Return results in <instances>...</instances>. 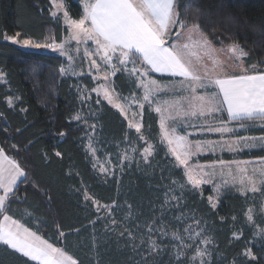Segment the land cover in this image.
I'll return each mask as SVG.
<instances>
[{
	"label": "trees",
	"instance_id": "16d2710c",
	"mask_svg": "<svg viewBox=\"0 0 264 264\" xmlns=\"http://www.w3.org/2000/svg\"><path fill=\"white\" fill-rule=\"evenodd\" d=\"M65 2L73 17L81 15L78 0ZM177 5L183 28L198 24L200 32L217 46L238 43L248 54L246 66L264 71V0H177ZM51 10L50 0H0V72L5 74L4 81L0 80V148L26 172L0 211V219L11 216L63 248L78 264H188L187 257L194 255L196 246L211 253L204 257L209 264H264V239L256 235V227L264 225L258 212L260 202L226 190L213 209L208 186L195 191L186 186L181 192L180 185L186 184L184 172L159 140L158 115L148 107L142 111L141 131L154 151L144 160L139 154L145 146L138 139L141 134L128 126L117 109L92 98L90 122L95 125L96 153L101 159L109 156L113 163L109 176L96 172L84 148L88 130L72 119L81 109L75 85L81 80L91 87L90 77H65L60 54L24 48L5 39L19 32L21 40L61 41L67 30ZM114 81L121 93L130 92L123 74L118 73ZM8 97L14 100L11 107ZM249 133L263 135L264 127ZM125 152L131 159H121ZM239 157L264 159V147L244 150ZM223 158L232 156L223 154ZM215 159L213 155L198 157L200 162ZM85 189L100 205H111V212L106 208L97 212L92 200L85 201ZM250 205L256 208L255 224L245 215ZM58 226L64 236L59 235ZM189 226L196 232L203 229L202 236L189 240L183 231ZM173 232L193 245L179 262L176 246L180 241L172 238ZM205 238L210 243H202ZM152 241L159 246L155 250ZM248 249L256 260L244 254ZM0 264L36 262L0 243Z\"/></svg>",
	"mask_w": 264,
	"mask_h": 264
},
{
	"label": "snow or ice",
	"instance_id": "6c2138e0",
	"mask_svg": "<svg viewBox=\"0 0 264 264\" xmlns=\"http://www.w3.org/2000/svg\"><path fill=\"white\" fill-rule=\"evenodd\" d=\"M52 5L51 15L53 18L59 19L58 14L63 15V22L68 33L63 42L57 43L52 38H49L51 39L50 43H38L31 39L21 40L19 39L21 35L19 32L14 36H5V39L26 48L43 47L59 51L68 56L69 61L74 60L67 48L71 42L75 41L77 46L81 43L92 42L95 49L93 51L86 49L85 55L90 60L89 71L95 73L92 79L98 84L91 91L102 95L110 105L118 109L126 118L128 110L133 105L142 110L144 104L151 105L155 95L161 91L158 82L150 78V71L181 77L180 86L186 87L189 95L180 101H174L172 104H169L168 101L162 102V105L158 103L154 109L161 114L162 142L167 144L168 151L175 158L177 166H183L184 169L186 184L180 185L181 192L186 186H190L193 191L201 190L203 185L211 184L217 174L222 179L227 176L230 179H223V184L214 186L215 196L208 197L209 204L215 209L225 185L231 184L243 194L257 193L264 189V159L232 163L221 160L211 165H193L190 163L194 155L205 148L215 150L217 144L222 148L226 147L229 151H235L240 145L245 148H254L258 142L264 147V136L259 138L238 136L236 139L222 142L209 141L204 144L201 142L193 144L186 136L176 134L174 128H168L166 120L171 117L164 115L166 112L175 111L177 116L183 115L185 118H207L217 113L226 112L228 120L237 122L241 129L250 126L245 124L246 121L251 122L256 119L264 121V71H258L255 66L245 68L240 64L248 55L241 45L232 43L226 49L220 50L226 51L228 60L237 62L239 71L242 73L229 75L228 69L231 65L216 55V49L211 47L207 37L202 36L201 39L193 41L192 44L198 45L204 51V55L210 64L204 63L201 58L197 57L198 63L194 65L191 59L193 53L190 52L192 45L189 43L182 45L169 43L166 45L170 28L175 25H179L180 28L185 26V22L179 19L177 0H82V13L79 19L70 15L65 0H52ZM191 27L197 32L200 31L198 24H193ZM177 36H179V32ZM189 40H191V33ZM76 51H79V48ZM93 56L96 58L93 59ZM137 62H139V67H137ZM70 70H72L71 63L67 68L62 67L60 69L62 73ZM232 70L235 72V69ZM118 72H126L130 78H134V82L143 89L142 98L136 97L133 93L129 100L128 97H121L116 92L112 77H115ZM73 74L76 73L73 72ZM4 75L3 72H0V80L4 78ZM200 90H204V94H200ZM7 103L11 107L14 103L13 98L8 97ZM96 103L99 104L100 100L98 99ZM136 115L137 113H132L133 118ZM72 119L79 121L82 117L76 115ZM88 127L93 131L95 130V125H88ZM129 127L135 128L137 133H141L142 125L140 122L133 123L132 120H129ZM203 127L209 132H218L222 136L234 131L227 126L225 121H220L218 125L205 124ZM60 135L66 134L61 132ZM138 139L144 140L145 138L140 135ZM145 142L147 143V141ZM88 148L93 154L95 153L96 149L92 147L91 136L89 137ZM153 151V146L148 144L143 149V158L147 160ZM55 155L60 156L61 153L56 152ZM121 159H131V157L125 152ZM249 164H259L262 167L249 169ZM93 167L95 168L96 164H93ZM217 168L220 170L219 173L216 172ZM226 169L227 171H225ZM100 170L102 172L108 171L103 166ZM25 176L26 172L20 164L7 157L4 149L0 148V192H2L0 194V211L6 208L9 197L15 195L14 190L19 179ZM84 199L85 201L92 200L96 204L97 212H100L101 208H106L109 212L112 210L111 205H100L99 202L93 200L86 189ZM171 199L179 200L175 196ZM254 211L253 207H249L245 213L247 221L252 224H255ZM260 215L264 216V203L261 204ZM112 223L115 224V220ZM196 226L199 227V221H196ZM57 230L60 236H64V233L59 231V226ZM160 230L164 235H167L163 228ZM183 231L187 238L193 241L203 234V229L196 232L191 226L185 227ZM123 234V232L120 233L121 236ZM128 235L130 238L132 237L131 231H128ZM233 235L237 236L236 233ZM256 235L264 239V227L260 228ZM172 238L180 241V244L176 246L178 247L177 261L179 262L180 256H186L187 249L192 248L193 245L184 243V237L178 232H173ZM201 242L208 244L210 240L205 238ZM0 243L15 250V252L21 253L36 264H78L77 260L68 255L63 248L55 247L36 232L24 227L19 221L6 214L0 219ZM158 247L156 242L152 241L151 248L155 250ZM244 254L251 257L252 260H256L250 249L246 250ZM205 256L210 257L211 253L206 248L200 249L199 246H196L194 255L187 257L188 264H209V261H205ZM257 264H259L258 261Z\"/></svg>",
	"mask_w": 264,
	"mask_h": 264
},
{
	"label": "rangeland",
	"instance_id": "374dc122",
	"mask_svg": "<svg viewBox=\"0 0 264 264\" xmlns=\"http://www.w3.org/2000/svg\"><path fill=\"white\" fill-rule=\"evenodd\" d=\"M50 1H51L52 10H53L52 0H50ZM78 1H79L80 5L82 7V0H78ZM52 10H51V12H52ZM81 13H82V11H81ZM58 15H59V19H56V18H54V19L56 21H59L63 26H65L64 22H63V15L62 14H58ZM80 16L77 17V18L73 17V16L72 17L75 18V19H79ZM178 32H179V36H177ZM190 33H191V40H189V34ZM67 35H68V33H66L64 38L61 41L57 42V43L63 42L65 40V38L67 37ZM202 36L206 37L202 32H200V31L197 32V31L193 30L191 26L187 27V28H180L179 25H175V26H172L170 28V34H169L168 39H166V41L168 43H176V44H181V45L185 44V43H189L190 45H192V47L190 48V52L193 53V55L191 56L193 64L196 65L198 63L197 57L201 58V60L204 63L210 64V61L204 55V51L198 45H193L192 44L193 41H197V40L201 39ZM207 40L210 42L211 47L216 49V55L221 60L226 61V63L228 65H231V67L228 69V72L231 73V71H233L232 69H235V71L239 70V66L237 65V62L234 61V60H228L226 51L225 52L220 51L221 49H226V47L228 45H219V46H217L212 41H210L208 38H207ZM24 48H26V47H24ZM32 48H34V47H32ZM67 48H68L69 54L74 57L73 61H69L68 56L61 54L59 51H53L52 49H49V48H43V50L51 52V53L60 54L65 60V63L62 66L64 68H67L70 63L72 64V70L67 71V72H63V73L61 72L65 77H73V78H80V77H84V76H89L90 77V80L92 82L91 87H88L87 85L83 84L81 80L78 81L76 83V85H75L76 91H77L78 97H79V103L81 104V109L74 116L80 115L82 117V119L79 120V121H77L75 119H73V120L75 122H79V124L84 125L85 128L88 130V134H87V137H86V142H85V147L84 148H85V150L88 151V153H89V155L91 157L92 166H93V164H96V167L95 168L93 167L96 170V172H98L102 177H106V176H109L111 174V172L113 171V163L109 160V156H106V158L101 159V158H99L97 156L96 151L93 154V152H91L89 150V148H88L89 137L91 136L92 147L96 149V145L94 144V140H93L94 131L91 128L88 127V125H93L90 122V116L92 115V111H93L92 108H91V106H92V98L94 97L95 99H101V100L105 101L106 103H108L107 100H105L102 95H98L96 92H92L91 91V89L97 87L98 82L92 79V77H93V75L95 73L89 71L90 60L85 55V50L87 49L89 51H93L95 49V45L92 42H88L87 44L81 43L79 46H77L76 42L73 41L67 46ZM77 48H79V51H76ZM34 49H39V48H34ZM92 58L95 59L96 57L93 56ZM97 62L100 63L99 60H97ZM240 64H242L243 67L247 68L246 64L244 63V59L240 62ZM139 66H140L139 62H137V67H139ZM129 67H131V65H129ZM248 68H251V67H248ZM73 72H75L76 74L74 75ZM152 73L153 74H157V75L167 76L169 79H167V80H159ZM120 74H123L126 77L127 81L129 82L130 92L127 93V94L121 93L116 88V84H115V81H114V87H115L116 92L119 93L121 97H128L129 100L131 99V96H132L133 93L135 94L136 97L142 98L143 89L141 87H139L137 83L134 82V78H130L126 72L120 73ZM149 75H150L151 79H154V80H156L158 82V84L161 86V91L159 92V94L155 95L154 102L151 105L148 104V103H145L144 107H148L150 110H152L153 112H155L158 115L159 128H160L161 114L157 113L154 110L156 104L159 103V104L162 105V102H164V101H168L169 104H172L174 101H180L184 97H187L189 95V92L187 91L186 87L182 88L180 86V82H181L182 78L179 77V76H172L169 73L161 74V73H156V72H151V71H150ZM112 79L114 80V77H112ZM1 81H4V78ZM100 83H102V81H100ZM200 94H204V90H200ZM85 97H87V99H85ZM120 102L124 103L125 101H120ZM110 106L114 107L113 105H110ZM185 107H186V105H185ZM143 109L141 110L139 107L133 105L127 112V118L125 117L124 114H121V115L126 120L128 126H129V120H132L133 123H135V122H140L141 123ZM133 112L137 113V115L134 118L132 116ZM164 115L166 117H168V116L171 117V118L166 120L167 127L170 128V129L174 128L176 130V134H178L180 136H186L187 139L190 142H192L193 144H195L196 142H201L202 144H204V143L209 142V141H220V142H222L224 140L236 139L238 136L239 137L248 136V137H257V138H259L261 136H264V135H254V134H250L249 133V131L251 129L264 127V121L251 122V123H248V124L245 123L246 125H250V126L246 127L245 129H241L238 126V123L230 124L227 121H225V119L223 118V114L222 113H217L214 116H210V117H207V118H204V117H201V118L187 117V118H185L183 115L177 116L175 111L166 112ZM220 121L227 122V126L229 128L234 129V131L232 133H225L222 136L218 132H209L203 127L205 124H217L218 125ZM132 129L135 130V128H132ZM141 130H142V128H141ZM140 134L143 135L142 131H141ZM143 137L145 138L144 135H143ZM159 140L162 142L161 128L159 129ZM143 141L144 142L147 141L146 138ZM162 143L166 147V150H167L168 154L175 161V158L168 151L167 144L164 143V142H162ZM148 144H151V143L149 141H147V143L145 142V146L144 147H147ZM256 147H261L259 142L257 143ZM256 147H254V148H256ZM143 149H142L141 152H139V154H140V156L142 158L144 156ZM250 149H252V148H245L243 145H240L235 151H229L226 147L222 148L219 144H217L215 146V150H211V148H205L204 150H202L199 153H197L196 155H194L192 157L190 163L193 164V165H195V164L211 165V164L219 162L221 160L226 162V163L243 162V161H259V160H261V159H241L239 157V154L242 153V151L250 150ZM193 151H195V149H193ZM223 154H230L232 156V158L229 159V160H226V159L223 158ZM203 155H213V156L216 157V159L213 160V161H210V162H200V161H198V157L199 156H203ZM175 163H176V161H175ZM176 165H177V163H176ZM101 166H103L104 168L108 169V171L107 172H102L100 170ZM178 167H181L183 172H184L183 166H178ZM253 167L260 168L262 166L259 165V164H249L248 165L249 169H251ZM205 170L207 171L208 169H205ZM219 171H220L219 168H217L216 172L219 173ZM225 171H227V169ZM233 171H235L234 168H233ZM223 179H230V178L225 176ZM223 179L221 178V176L219 174H217L213 178V182L211 184H206V185L202 186V188L204 186H208L210 188V193H209L208 197L209 196H215L213 188H214V186L216 184H223ZM185 182H186V177H185ZM226 190H232L233 192L240 193L243 196H250L252 201L256 199V200H258L260 202V207H261V204L264 203V189H262L260 192H257V193L248 192L247 194H243V193H241L239 191V189L237 187H233L231 184H228V185H225L222 188L221 195L219 196V198L217 200V206L219 205V200H220L222 194ZM249 207H253L254 208V210H255L254 211V218H255V213H256L255 206L254 205H250ZM258 212L260 213V208L258 209ZM263 218H264V216H263ZM262 227H264V225L261 226V227H256L257 228L256 229V233ZM55 247H57V246H55ZM199 248L200 249H204L202 246H199Z\"/></svg>",
	"mask_w": 264,
	"mask_h": 264
},
{
	"label": "crops",
	"instance_id": "0c3cea01",
	"mask_svg": "<svg viewBox=\"0 0 264 264\" xmlns=\"http://www.w3.org/2000/svg\"><path fill=\"white\" fill-rule=\"evenodd\" d=\"M167 44H169L167 41H166V45ZM247 67V66H246ZM248 68V67H247ZM161 74H163V73H161ZM232 74H237V75H239V74H242L239 70L238 71H235V72H233V71H231V73L229 72V75H232ZM215 89H213V91H214ZM223 114V118L225 119V121H227L228 123H230V124H233V123H237V122H234V121H229L228 120V116H227V113L225 112V113H222ZM259 121H262V120H260V119H256V120H254V121H251V122H259ZM247 122V121H246ZM251 122H249V123H251ZM264 135V134H263ZM20 180V179H19ZM0 194H2V192H0ZM3 217V216H2ZM2 217H1V219H2ZM25 227V226H24Z\"/></svg>",
	"mask_w": 264,
	"mask_h": 264
}]
</instances>
